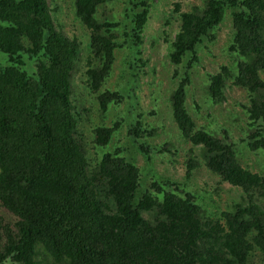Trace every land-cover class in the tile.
<instances>
[{
  "label": "trees",
  "instance_id": "obj_1",
  "mask_svg": "<svg viewBox=\"0 0 264 264\" xmlns=\"http://www.w3.org/2000/svg\"><path fill=\"white\" fill-rule=\"evenodd\" d=\"M108 1L73 0L86 37L81 84L100 121L90 126L86 146L81 120L96 117L91 104L90 115L79 118L88 108L85 101L74 104L79 37L53 20L54 0H0V264H253V253H264V174L238 162L225 131L221 138L196 124L186 87L200 46L213 40L228 12L225 50L234 61L209 75L206 96L223 101L227 78L239 87L246 98L237 102L243 141L264 152V0H204L187 11L178 3L172 9L179 18L168 51L177 78L169 95L172 119L181 137L201 149L206 169L241 191L230 210L215 214L170 180L139 189V167L123 149H109L121 120L102 121L124 98L105 85L116 50L140 43L149 6L130 1L129 24L122 27L97 17ZM136 119L126 131L147 158L139 140L152 132ZM187 163L197 164L193 157Z\"/></svg>",
  "mask_w": 264,
  "mask_h": 264
},
{
  "label": "rangeland",
  "instance_id": "obj_2",
  "mask_svg": "<svg viewBox=\"0 0 264 264\" xmlns=\"http://www.w3.org/2000/svg\"><path fill=\"white\" fill-rule=\"evenodd\" d=\"M134 0H112L97 8V17L110 18L123 27L129 24L126 17L129 2ZM148 3L147 21L143 27L141 41L136 49L126 45L115 52V61L106 87L118 90L124 102L110 107L103 123L110 125L114 120L121 123L111 139L109 149H123V155L135 163L141 172L140 187L146 186L151 180H170L177 183L183 190L190 191L196 201L208 214L230 210L232 204L239 201L241 191L221 182L219 177L211 173L203 165L201 149L191 145L181 137L170 112L169 95L177 84L174 75L175 66L168 59L170 42L179 28V18L172 12L175 3L180 11H187L193 5H201L204 0H146ZM58 5L52 13L66 34L77 35L80 39L81 53L72 72L74 93L78 95L74 104L85 101L88 111H81L79 118L86 119L90 115V107L94 108L95 119L91 123L81 120L84 143L90 145V126L99 119L95 101L86 96L82 88L83 60L86 57V37L83 28L74 16L73 0H54ZM50 6H54L50 4ZM231 19L226 12L224 19L213 30V40L201 45L198 52L199 61L192 64L188 73L186 87V108L198 126L207 130H215L223 138L225 131L235 144L238 162L252 172L264 174V152L250 151L244 139V112L240 111L237 102L246 101L245 93L224 81L225 99L211 103L207 99L206 85L209 75L218 71L221 64L230 68L233 56L226 54V44L231 36ZM181 66V65H180ZM180 68V67H179ZM137 118V119H136ZM139 120L151 134L140 138L139 142L147 146L146 158L127 134V125ZM100 122V121H98ZM88 148V147H87ZM197 164L191 169L187 166L189 158ZM192 160V159H191ZM189 169V170H188ZM264 205V197L259 198ZM147 216V213L143 214ZM251 257L253 264H264V253L255 251Z\"/></svg>",
  "mask_w": 264,
  "mask_h": 264
}]
</instances>
